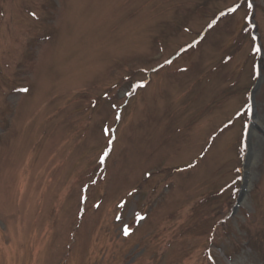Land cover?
<instances>
[{
	"label": "rangeland",
	"instance_id": "374dc122",
	"mask_svg": "<svg viewBox=\"0 0 264 264\" xmlns=\"http://www.w3.org/2000/svg\"><path fill=\"white\" fill-rule=\"evenodd\" d=\"M252 1L0 0V264H264Z\"/></svg>",
	"mask_w": 264,
	"mask_h": 264
},
{
	"label": "water",
	"instance_id": "95a60500",
	"mask_svg": "<svg viewBox=\"0 0 264 264\" xmlns=\"http://www.w3.org/2000/svg\"><path fill=\"white\" fill-rule=\"evenodd\" d=\"M257 85H259V82L257 83ZM254 93H255V90L252 91V98L254 97ZM249 144H251L250 142V137L248 136V146ZM249 147H248V150H247V154L245 156V164H244V168H245V177H244V182H243V185H242V188H241V192H240V195H239V198L237 200V204H236V207H238L240 201L242 200L245 192L247 191V184L248 183V177H249V172L250 170H248V167H249V164H250V159H249ZM235 207V209H236Z\"/></svg>",
	"mask_w": 264,
	"mask_h": 264
},
{
	"label": "snow or ice",
	"instance_id": "6c2138e0",
	"mask_svg": "<svg viewBox=\"0 0 264 264\" xmlns=\"http://www.w3.org/2000/svg\"><path fill=\"white\" fill-rule=\"evenodd\" d=\"M236 9H229V11H231V12H234ZM223 15V14H222ZM192 45H190L189 47H191ZM255 51H257V52H259V51H261V48H260V46H257V47H255V49H254ZM166 63H171V61H166ZM24 91H28L27 89H24ZM113 107H115V105H113ZM106 131H108V132H110L111 131V129H106ZM110 143H111V141H110ZM108 155V152L106 151L105 153H104V155L101 157V162H103V160L105 159V157ZM148 175H151V173H149ZM119 218V217H118ZM128 234V231L127 230H125V235H127Z\"/></svg>",
	"mask_w": 264,
	"mask_h": 264
},
{
	"label": "bare ground",
	"instance_id": "6f19581e",
	"mask_svg": "<svg viewBox=\"0 0 264 264\" xmlns=\"http://www.w3.org/2000/svg\"><path fill=\"white\" fill-rule=\"evenodd\" d=\"M256 120H257L258 124L262 125V122L259 119H256ZM250 168H251V162L249 164L248 170H250ZM246 184L248 185V183H246Z\"/></svg>",
	"mask_w": 264,
	"mask_h": 264
}]
</instances>
